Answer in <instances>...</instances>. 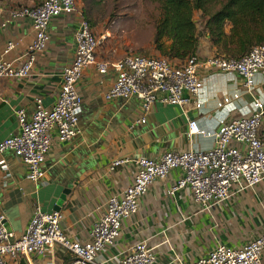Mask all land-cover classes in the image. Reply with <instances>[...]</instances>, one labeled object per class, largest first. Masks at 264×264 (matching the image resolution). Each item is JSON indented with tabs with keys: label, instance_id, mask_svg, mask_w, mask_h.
Returning a JSON list of instances; mask_svg holds the SVG:
<instances>
[{
	"label": "crops",
	"instance_id": "crops-1",
	"mask_svg": "<svg viewBox=\"0 0 264 264\" xmlns=\"http://www.w3.org/2000/svg\"><path fill=\"white\" fill-rule=\"evenodd\" d=\"M44 1L0 0L3 9L0 12V58L21 64L34 37L31 20H13L11 10L20 6L36 7ZM85 2L78 0V12L52 20L50 41L39 54L30 78L0 79V142L20 132L15 109L24 108L31 116L37 98H42L46 107L57 102L63 72L76 56L75 34L79 12L84 11L87 16ZM106 40L107 36L98 49V59L123 58L120 49ZM11 41L16 46L5 54ZM215 50L205 32L197 56L217 55ZM116 78L114 71L101 74L95 64L85 69L78 85L84 99L80 133L62 142L57 138V130H51L52 148L44 164L43 179L30 180L27 165L13 151L7 150L0 156L8 164L7 169L0 165V212L6 215L7 226L17 236L27 230L35 207L40 206L46 212L63 213L62 227L71 239L88 241L107 199L134 179L138 169L135 160L143 156L160 158L169 151L210 149L224 122L250 116L257 102L264 104L262 74L255 76L253 88L249 90L236 72L202 69L201 91L195 104L182 109L179 105L156 102L146 122L142 123L139 121L140 99L106 98ZM191 120H197L202 134L189 136ZM122 157L134 161L111 169L113 160ZM181 175L180 169H173L164 180L150 185L141 198L138 213L123 224L115 244L107 246L99 259L106 260L105 264H118L137 242L148 239L157 254L155 264H179L180 260L188 262L206 256L218 243L241 247L261 233L264 184L237 192L224 204L203 211L194 202L190 189L168 193ZM65 190L69 193L57 205ZM56 206L60 210H56ZM71 257L70 252L57 245L44 255L9 259L12 264H68Z\"/></svg>",
	"mask_w": 264,
	"mask_h": 264
},
{
	"label": "built area",
	"instance_id": "built-area-1",
	"mask_svg": "<svg viewBox=\"0 0 264 264\" xmlns=\"http://www.w3.org/2000/svg\"><path fill=\"white\" fill-rule=\"evenodd\" d=\"M78 0H45L36 7L20 6L11 10L13 20L29 18L34 37L29 43L21 64L0 58V79H27L33 74L38 56L50 41V24L61 15L78 12ZM3 9L0 7V12ZM79 27L75 34L76 56L63 72V85L57 102L46 107L42 98L36 99V109L29 116L24 108L15 109L20 132L0 142V156L11 150L28 167V178L39 181L46 175L44 164L52 148L51 130L57 138L69 141L80 133L79 121L84 99L78 85L85 69L95 64L101 74L114 71L116 81L106 94L108 100L138 98L141 100L140 122L145 123L156 102L179 105L182 109L195 104L201 91L200 71L216 69L239 74L247 89L253 88L257 74L264 76V41L254 45L240 58L213 55L205 58L191 56L184 62L167 57L136 52L119 60H100L97 52L105 35H98L84 11L79 12ZM16 46L9 42L5 54ZM250 116L224 122L215 134V145L207 150L169 151L160 158L143 156L135 160L137 171L131 183L121 192L110 196L100 219L95 223L86 242L71 239L62 227L61 211L46 212L36 206L27 230L17 236L7 226L6 215L0 212V264H12L9 258L19 259L32 254H46L49 248L60 246L72 255L68 264H105L100 254L115 244L123 224L134 217L141 198L150 185L164 180L171 170L182 175L168 190L170 195L190 189L193 200L203 211L229 201L237 192L264 184V104ZM203 130L197 120L189 122L188 134L193 137ZM130 157L113 160L111 169L127 164ZM3 169L6 160L0 159ZM264 222L261 233L247 244L237 247L218 243L198 260L179 261V264H264ZM157 254L148 239L137 242L123 255L118 264H155Z\"/></svg>",
	"mask_w": 264,
	"mask_h": 264
},
{
	"label": "trees",
	"instance_id": "trees-1",
	"mask_svg": "<svg viewBox=\"0 0 264 264\" xmlns=\"http://www.w3.org/2000/svg\"><path fill=\"white\" fill-rule=\"evenodd\" d=\"M205 32L217 55L242 57L264 41V0H160L157 56L184 62L197 55Z\"/></svg>",
	"mask_w": 264,
	"mask_h": 264
},
{
	"label": "rangeland",
	"instance_id": "rangeland-1",
	"mask_svg": "<svg viewBox=\"0 0 264 264\" xmlns=\"http://www.w3.org/2000/svg\"><path fill=\"white\" fill-rule=\"evenodd\" d=\"M84 9L94 31L107 36L124 56L154 50L155 23L160 0H86Z\"/></svg>",
	"mask_w": 264,
	"mask_h": 264
},
{
	"label": "water",
	"instance_id": "water-1",
	"mask_svg": "<svg viewBox=\"0 0 264 264\" xmlns=\"http://www.w3.org/2000/svg\"><path fill=\"white\" fill-rule=\"evenodd\" d=\"M67 193H69V190H65L63 195L61 196L60 200L58 201L57 205H60L62 203V200H64L66 198ZM56 210H60L59 206H56L55 208Z\"/></svg>",
	"mask_w": 264,
	"mask_h": 264
}]
</instances>
